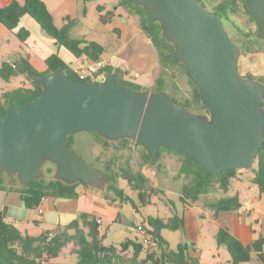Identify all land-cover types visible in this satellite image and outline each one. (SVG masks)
Returning a JSON list of instances; mask_svg holds the SVG:
<instances>
[{
    "label": "water",
    "instance_id": "obj_1",
    "mask_svg": "<svg viewBox=\"0 0 264 264\" xmlns=\"http://www.w3.org/2000/svg\"><path fill=\"white\" fill-rule=\"evenodd\" d=\"M148 24L160 22L174 43L173 59L186 66L209 113L174 101L166 90L132 88L119 73L81 82L64 67L48 74L28 71L43 90L25 106L9 100L0 116V181L16 177L22 186L52 175L68 185L86 182L104 192L109 176L72 148L69 136L96 132L111 142L124 138L149 155L174 149L200 164L206 175L250 169L264 144V83L240 74L241 47L221 15L200 0H135ZM264 40V0H245Z\"/></svg>",
    "mask_w": 264,
    "mask_h": 264
},
{
    "label": "trees",
    "instance_id": "obj_2",
    "mask_svg": "<svg viewBox=\"0 0 264 264\" xmlns=\"http://www.w3.org/2000/svg\"><path fill=\"white\" fill-rule=\"evenodd\" d=\"M200 1L205 7L208 5V0ZM242 1L244 2L245 0ZM120 5L129 14L140 16L142 29L156 46L159 54V63L163 66V70L156 79L154 90H165L164 73L167 70L171 69L173 72L177 71L186 74L185 64L173 59L174 43L163 36L160 22L148 24L146 11L143 6L136 4L135 0H120ZM219 6L231 8L232 14L240 11L238 0H220L216 9H219ZM98 9L102 23L108 24L114 21L116 11L109 10L104 13V9L101 7H98ZM245 9L254 22L249 8L245 6ZM25 15L35 19L51 37L69 49L76 57L80 58L86 55L92 60L102 58L105 52L102 44L96 41L74 38L71 35V29L74 26L72 21H69L63 27H58L55 24L52 12L43 0H25L24 2L13 0L7 6L0 7V22L11 31H15L19 27L21 19ZM16 34L22 42H25L30 35V31L26 28H21ZM255 36L257 41H261L257 36V32ZM245 47L246 55L254 51L264 52V47L258 45L256 41L248 42ZM46 63L48 69L45 72H39L28 57L22 56L15 62L3 60L0 65V78L9 82L13 78L25 76L30 81V85L20 86L0 95V116L3 117L7 114L9 100H13L15 106L21 108L42 92V85L28 76V71L30 70L36 73L48 74L60 67H64L74 79L81 82L91 81L90 79L80 80L58 54L50 55L46 59ZM116 71L120 72L118 68L107 67L104 72L106 74ZM246 77L254 79L250 74ZM261 77L260 81L264 83V75ZM188 80L193 88V94L190 99L180 101V103L169 94L170 97L193 111L209 113L208 108L202 102L198 87L191 79L188 78ZM118 82L129 85L132 88L143 89L141 86L125 83L119 77ZM93 133L103 140L106 147H110L113 143H121L122 149L129 150L127 155L121 152L119 156L116 155L111 158L105 163L104 169L97 167L102 173L109 176L111 180L103 195L105 197H113V200L122 197L131 200L125 190L118 187L117 182L120 178L127 180L130 188L139 192V200L142 205L151 204L153 195H157L161 191L150 184L147 176L141 170L133 168L132 145H135V148H140L143 166L158 167L164 151L175 153L180 158L179 176H185L189 179L188 183H185L182 187L180 200L187 204L202 201L204 196L215 191L227 192L231 181L237 178L243 170L230 169L223 171L221 174L206 175L205 169L200 164L185 155L179 154L174 149L162 148L159 153L149 155L143 146L136 144L132 139L124 138L117 142H111L98 133ZM74 137V135L69 136L73 149ZM122 158H125V165H117L119 169L116 170L113 166L117 164V159L120 160ZM97 160L99 161L100 157H97ZM51 165L45 170L46 175L44 178L35 180L26 186L21 185L22 200L28 209L37 210L42 200L47 196L77 197L78 185L81 183L88 185L86 182L68 185L60 180H54L52 175L55 171V166ZM251 169L255 172L253 182L259 186L260 192L264 193V144L259 150L254 166ZM3 179L4 177L1 179L0 184L3 183ZM14 179L18 180L16 177ZM204 206L213 211L214 215H217L220 211L239 209L242 206V202L236 194L215 200L206 198ZM183 225L184 219L177 213L167 219L158 216H148L145 230L149 238L146 242L136 238L135 240L126 239L119 245L104 244V235L102 236L100 231L101 225L97 221V217L89 213H82L78 219L72 220L63 227L59 226L55 230L44 231L41 235L35 236L24 233L14 223L9 222L7 208L3 207L0 209V264H49L51 259L61 255L64 249L71 244L74 245L73 251L78 258L77 264H190L185 255V245L179 244L176 249H171L168 241L162 235L164 229L175 231L183 227ZM149 241L156 243L154 249L151 248ZM217 241L218 244L227 247L234 264L249 260L254 250L260 251V255L264 259V252H262L264 237L262 236L253 244L245 245L227 229L221 228L217 234ZM145 251L146 256L141 258Z\"/></svg>",
    "mask_w": 264,
    "mask_h": 264
},
{
    "label": "crops",
    "instance_id": "obj_3",
    "mask_svg": "<svg viewBox=\"0 0 264 264\" xmlns=\"http://www.w3.org/2000/svg\"><path fill=\"white\" fill-rule=\"evenodd\" d=\"M12 1L13 0H0V7L7 6ZM18 1L24 2L25 0ZM43 1L52 12L55 24L58 27L65 26L71 18L74 16L77 17L79 0ZM99 7L104 9L103 5H99ZM124 10L128 15L126 20L127 25L123 28L119 27L115 29L120 37L119 41L116 43L117 46H109L108 49L104 47L108 54H103L102 58H112L114 64L109 67L118 68L121 74H123L124 79V76L128 74V71L125 69L126 61L140 60V64L145 69V74L154 71L153 77L146 76L143 78L142 87L143 89L154 90L156 79L159 74V54L157 48L142 29L137 17L129 14L125 8ZM21 28H26L30 31V35L25 42H22L16 34ZM80 34V36H73L74 38L96 41L88 39L85 32H81ZM14 39H17V42H14ZM142 45L144 47H142ZM52 54H58L70 69L79 65L84 58V56L80 58L76 57L69 49L60 44L55 38L51 37L41 25L29 15H25L21 19V23L15 31L9 30L0 22V57H3V59H0V65L3 60L15 62L20 57L24 56L29 58L30 62L39 72H45L48 69L46 59ZM253 57L259 59L264 65V52H257ZM120 72H118L119 75ZM260 75H264V70L260 72ZM21 77L22 76H19V78ZM133 77L135 79L140 78L141 74L136 71ZM7 91L10 90L1 91L0 95ZM177 157L175 153L166 151L165 156L162 154L159 166L154 167L152 172L157 173L158 176L163 171V175L167 177V181H171V179L177 181L178 178H185V176H179V171L176 173L170 171V165L179 158ZM165 164H168L169 167L165 168ZM157 176L156 179L158 180ZM242 176L243 174H239L238 177L233 180H240ZM253 178L254 176L249 177V182L243 189H239L237 193L241 199L242 206L233 211H220L217 215H214L213 211L206 208L203 201L192 204L181 201V190L185 183L182 184L181 190L172 187L170 184L166 185L167 189H162L159 187L160 180H158L159 185L155 184L153 186L161 190L158 194L162 191L165 192L162 193L165 210L163 211V215L158 217L167 219L174 213H177L184 219L183 227L173 231L180 235V239L175 245L171 244L169 237L164 233L165 230H172L164 229L162 231V235L168 241L169 247L171 249H176L179 244L185 245V255L190 264H234L227 247L218 244L217 234L221 228L227 229L245 245L253 244L260 236L264 237V193L260 192L259 186L253 182ZM3 185L5 189H0V209L6 207L8 216L12 212L15 214L27 213L30 216L29 221L33 220L36 223L34 228L28 226L29 221L22 223L26 231H23L21 227L15 224L24 233L38 236L44 232L41 227V223L43 222L52 226L56 225L57 227H63L72 220L78 219L82 213H89L96 216L97 219H101L100 231L101 235H104L103 242L104 244H109L105 239L107 234L103 228V224H106L105 222L110 223L118 220V199L113 200V197H105L103 192L81 183L77 187V197L63 198L47 196L42 204L43 211L38 212V210H31L25 206L20 191L21 184L18 180L17 182L14 180H7L3 182ZM134 192L139 198V192ZM36 214L39 215V218H37ZM8 221L11 222L9 219ZM57 227L52 230H55ZM135 227V225H130V229H134ZM141 229L143 232H146L144 226ZM262 252H264V245ZM145 256L146 251L142 254L141 258ZM71 260L72 258L69 257V255L62 254L51 259L49 264H68ZM74 260L77 263V255ZM239 264H264V259L261 257L260 251L254 250L249 260Z\"/></svg>",
    "mask_w": 264,
    "mask_h": 264
},
{
    "label": "rangeland",
    "instance_id": "obj_4",
    "mask_svg": "<svg viewBox=\"0 0 264 264\" xmlns=\"http://www.w3.org/2000/svg\"><path fill=\"white\" fill-rule=\"evenodd\" d=\"M219 1L220 0H208L207 3L209 7H213ZM99 5L104 6V13L109 10L116 11V17L112 23L104 24L100 21V13L98 9ZM241 8V12L237 14H231V20L227 22L228 25H226L225 27L229 32L231 38L238 45H240L243 50V54L241 55L239 60L240 74L245 77L250 74L252 77H254V79L260 81L262 79L260 72L264 70V65L261 63V61H259V59L253 57L257 52L254 51L247 55L245 54V45H247L248 42L250 43V41H256L258 45L264 47V40L257 41V38L255 36L257 32L256 23L255 21L253 22L251 20L250 15L243 9V7ZM135 17H137V19L140 21V16L137 15ZM127 18L128 15L126 14L124 7L120 5L119 0H79V11L77 17L74 16L70 20L75 26H73L71 29V35L80 36L81 32H85L88 39L98 41L106 49H108L109 46L116 47V43L119 41L120 37L117 30L115 29L119 27H125L127 25ZM14 42H17V39H14ZM142 47L144 46L142 45ZM104 54L107 55L108 53L105 51ZM0 59H3V57L1 56ZM125 69L126 71H128V74L124 76V79L123 74H121L120 72L119 79L131 85H138L142 87L144 77L154 76V71L149 72V74L144 73L145 69L140 64V60L126 61ZM162 70L163 66L159 63L158 76L160 75ZM136 71L141 74L140 78L135 79L133 77ZM164 77L166 85L165 90L168 92V94L171 95V97H173V99H176V101L180 102L191 98L193 94V88L188 80V76L185 73L177 71L173 72L171 69H169L164 73ZM21 85L29 86L30 81L25 76H22L21 78H13L9 82L0 78V92L3 90H12ZM74 136L73 147L75 152L82 156L90 164L100 169H104L105 163L114 156H119L121 152H123L125 155L129 153V150H124L121 148V143H113L110 147H106L103 143V140L98 138L93 132H81L75 134ZM132 147L133 151L131 152V154L133 157V168L135 170H141L145 175H147L150 184L159 185L158 180H160L159 187L162 189H167V184H170L174 188L180 189L182 187V184L188 183L189 179L186 177L178 178L177 181H175L174 179H171V181H167V177L163 175V171L157 176V173L152 172V169L154 167L143 166L140 157V148H135V145H132ZM165 154L166 151L163 153V156H165ZM97 157H100L99 161L97 160ZM124 162L125 158H122L120 160L117 159V164L113 167L118 170L119 168L117 167V165L120 164V166H124ZM50 165V163H46L43 167L44 171ZM180 166L181 162L178 158L174 163L170 165V171L172 173H176L180 170ZM166 167H169L168 164H165V168ZM240 174H243L242 178L240 180H232L227 192L221 190L215 191L204 196L202 201L204 202L206 198L215 200L225 196L236 195L239 192V189H243L249 182V177L255 175V172L250 168L243 169ZM156 176L158 180L156 179ZM7 180L16 181V179L4 175L3 182ZM117 185L118 187L125 189L126 194L130 196L131 200L126 197L118 198L119 218L116 222H105L106 224H103V228L105 229V232L107 234L105 239L107 243L116 245L121 244L126 239L139 238L140 240H143L146 234H144L141 228L143 226L146 227V220L148 216L156 217L163 215L164 213L163 211L165 210V204L163 201L162 193L165 192L162 191L157 195H153L151 204L142 205L140 203L138 195L129 187L127 180L120 178L117 182ZM0 189H5L3 183L0 184ZM36 216L37 218H39L38 214H36ZM8 219L18 227H21L23 231H26L22 223L29 221L30 216L27 213L15 214L14 212H12L11 214H9ZM130 225H135L136 227L134 229H130ZM28 226L34 228L36 226V223L31 220L29 221ZM41 227L44 231H48L57 226H52L47 224L46 222H43L41 223ZM164 233L165 235H167V237H169L172 245H175V243H177V241H179L180 239L179 233L168 230H165ZM73 247L74 245L71 244L66 248L64 252H62V254H67L72 258L71 262L68 264H77L74 260V258H76V254L73 251Z\"/></svg>",
    "mask_w": 264,
    "mask_h": 264
},
{
    "label": "built area",
    "instance_id": "obj_5",
    "mask_svg": "<svg viewBox=\"0 0 264 264\" xmlns=\"http://www.w3.org/2000/svg\"><path fill=\"white\" fill-rule=\"evenodd\" d=\"M114 64V60L112 58H101L98 60H92L84 55V58L81 60V63L77 66H74L71 70L72 72L80 79V80H95L99 75H105V69ZM45 199V198H44ZM42 200L41 204L38 207V212H42ZM97 221L101 223V219L98 218ZM142 241L146 242L149 238L147 232ZM151 248L154 249L156 247V243L154 241H149Z\"/></svg>",
    "mask_w": 264,
    "mask_h": 264
},
{
    "label": "flooded vegetation",
    "instance_id": "obj_6",
    "mask_svg": "<svg viewBox=\"0 0 264 264\" xmlns=\"http://www.w3.org/2000/svg\"><path fill=\"white\" fill-rule=\"evenodd\" d=\"M239 1V9H240V11L239 12H241V7H243V9L246 11V9H245V6H247L246 5V2L244 1H242V0H238ZM206 7H208V9H210V10H216V11H218L219 12V14L221 15V17H222V20H223V22H224V25L226 26V25H228V23L227 22H229L230 20H231V14H232V12L230 11L231 10V8H224L223 6H219L218 8L219 9H216V7H217V4L216 5H214L213 7H209L208 5L206 6ZM224 11V12H223ZM223 12V13H222ZM229 12H231V14H229ZM233 14H237V13H233ZM241 47V46H240ZM243 54V50H242V47H241V55ZM239 65H240V63H239ZM96 79H103V76L102 75H99Z\"/></svg>",
    "mask_w": 264,
    "mask_h": 264
}]
</instances>
